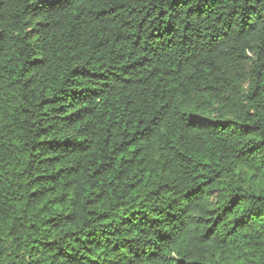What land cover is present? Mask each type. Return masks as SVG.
I'll return each mask as SVG.
<instances>
[{
	"label": "trees",
	"instance_id": "16d2710c",
	"mask_svg": "<svg viewBox=\"0 0 264 264\" xmlns=\"http://www.w3.org/2000/svg\"><path fill=\"white\" fill-rule=\"evenodd\" d=\"M0 264H264V0H0Z\"/></svg>",
	"mask_w": 264,
	"mask_h": 264
}]
</instances>
